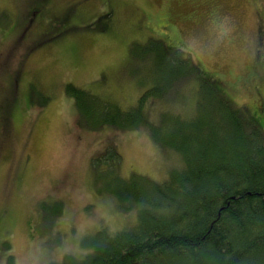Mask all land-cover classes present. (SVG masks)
<instances>
[{
    "label": "rangeland",
    "instance_id": "374dc122",
    "mask_svg": "<svg viewBox=\"0 0 264 264\" xmlns=\"http://www.w3.org/2000/svg\"><path fill=\"white\" fill-rule=\"evenodd\" d=\"M24 1L0 0V14L8 15L0 26V105L11 101L5 82L19 71L11 89L15 110L0 114V264L58 263L68 254L81 260L104 235L136 222L138 206L121 204L115 188L127 181L148 189L181 170L171 134L213 110L192 76L155 98L170 85V68L181 67H169L167 56L159 59L147 44L150 28L159 31L147 21L169 14L183 54L220 74L233 106L252 117L264 105V0H85L68 15L80 0H48L47 14L67 16L75 29L30 54L28 45L12 44ZM53 28L49 36L59 32L58 23ZM44 32L50 33L42 21L34 22L27 39ZM251 66L258 77L249 74ZM251 82L256 91L248 93ZM148 89L154 97L145 96L140 109H147L150 128H96L85 114L82 92L98 97L86 100L97 109L105 100L128 110ZM108 141L117 165L106 153L95 155Z\"/></svg>",
    "mask_w": 264,
    "mask_h": 264
},
{
    "label": "trees",
    "instance_id": "16d2710c",
    "mask_svg": "<svg viewBox=\"0 0 264 264\" xmlns=\"http://www.w3.org/2000/svg\"><path fill=\"white\" fill-rule=\"evenodd\" d=\"M47 1L27 0L15 21L13 28L19 33L12 44L28 45L26 54L43 48L44 40L53 37L49 35L54 33L53 26L57 23L59 32L53 34L54 38H66L65 34L75 29L69 25L67 16L48 15ZM85 2H73L67 15ZM7 17L6 13L0 14V26L7 22ZM37 21H42L50 33H40L28 40V33ZM147 22L159 28V31L150 28L153 35L147 44L157 48L159 59L165 60L167 56L169 67L171 64L181 67V70L170 68L166 77L170 85L166 91L156 93L160 96L155 98L162 100L174 88L172 82L192 76L201 89L199 97L202 93L210 96L213 110L206 114V119L177 127L171 134L174 138L169 140L177 141L173 147L184 160L181 170L174 171L163 184L149 183L148 189H138L127 181L123 189L115 188L121 204L130 201L138 206L134 224L104 235L91 250L85 251L81 260L68 254L60 262L48 264H264V105L257 107L252 117L235 108L224 84L211 80L199 60L183 54L169 14ZM251 68L249 74L255 77ZM14 73L7 77L3 91L11 101L3 99L0 105V114L6 118L14 112L17 101L11 89L16 86L19 71ZM154 93L153 89L143 91L139 105L127 110L105 100L101 109H97L94 102L86 100L96 101L98 97L88 98L82 92L87 103L83 107L85 114L98 123L96 128L107 125L116 130L150 128L147 109H140V105L145 96L154 97ZM74 102L79 104L78 98L74 97ZM196 106L199 108V100ZM102 153L118 164L119 154L112 141L95 155Z\"/></svg>",
    "mask_w": 264,
    "mask_h": 264
},
{
    "label": "flooded vegetation",
    "instance_id": "af4514ba",
    "mask_svg": "<svg viewBox=\"0 0 264 264\" xmlns=\"http://www.w3.org/2000/svg\"><path fill=\"white\" fill-rule=\"evenodd\" d=\"M45 31H46V30H45ZM44 33H45V32H44ZM44 33H43V34H44ZM52 36H53V37L50 36V37H51V40L54 38V35H52ZM177 36H178V35H177ZM177 36H176V37H177ZM178 38H179V36H178ZM178 38H177V39H178ZM44 41H45V42H48L49 40H44ZM203 70H204V69H203ZM204 71H206V70H204ZM206 72H207V71H206ZM207 74H209V73L207 72ZM209 75L212 76V77H211V80H213V81H214V80H217L218 82H221V84H223V82H222V79H223V78L221 77L220 74H212V75L209 74ZM214 82H215V81H214ZM251 86H252L251 83H250L248 86H246V87H250V88H247V89H246V91H247L248 93L252 90V88H253L252 91H254V87H253V86L251 87Z\"/></svg>",
    "mask_w": 264,
    "mask_h": 264
}]
</instances>
